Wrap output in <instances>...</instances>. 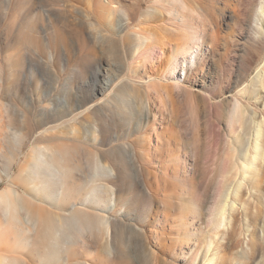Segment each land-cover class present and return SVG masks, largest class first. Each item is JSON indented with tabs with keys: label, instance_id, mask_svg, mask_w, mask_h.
I'll use <instances>...</instances> for the list:
<instances>
[{
	"label": "rangeland",
	"instance_id": "374dc122",
	"mask_svg": "<svg viewBox=\"0 0 264 264\" xmlns=\"http://www.w3.org/2000/svg\"><path fill=\"white\" fill-rule=\"evenodd\" d=\"M122 1L132 17L124 28L128 33L139 26L154 0ZM187 1L202 42L186 75L178 72L184 89L162 90L159 97L133 79H145L146 70L158 73L166 68L175 46L168 36L147 49V58L131 55L138 53L136 46L120 47L116 55L108 40H100L106 31L100 24L98 0H0V191L10 185L3 170L17 152L18 142L24 141V154L15 164L17 179L22 165L34 155L37 139L40 145L77 146L79 151L72 154L75 178L65 189L75 196L74 202H81L88 191L89 163H95L94 199L98 194L100 200L92 210L94 217L101 213L110 218L109 239L114 246L110 254L104 232L95 225L90 229L87 219L69 220L61 235L56 231L49 236L29 234L23 230V215L19 222L10 221L14 209H6L3 203L0 257H15L16 264H201L211 242L208 206L219 195L223 172L233 162L232 141L240 135L231 132L227 120L235 111L236 98L245 95L264 63V38L251 19L257 0ZM46 9L57 11L50 16ZM98 68L105 69L106 76L97 78ZM105 81L112 88L100 90L98 82ZM44 106L54 112H45ZM90 106L78 120L76 134L64 127L49 137L37 136L47 126L69 119L72 109L78 112ZM150 111L176 152L164 145L162 154H129L131 143L144 150L150 149V143L156 145L155 135L150 142L146 139ZM175 156L188 162V172L173 169ZM96 162L103 169L97 170ZM105 163L117 168L114 175ZM105 185L114 188L113 208ZM263 210L258 216L261 225ZM182 221L194 224L191 238L183 237L178 224ZM80 224L84 229L78 231ZM236 241L228 236L214 238L211 250L230 257ZM253 242L260 241L254 238Z\"/></svg>",
	"mask_w": 264,
	"mask_h": 264
},
{
	"label": "bare ground",
	"instance_id": "6f19581e",
	"mask_svg": "<svg viewBox=\"0 0 264 264\" xmlns=\"http://www.w3.org/2000/svg\"><path fill=\"white\" fill-rule=\"evenodd\" d=\"M98 1L100 3V24L106 31V33L101 35L100 40H108L113 54L118 55L120 47L127 49L136 46L137 51L135 52L138 53H131V55L135 58L139 56L147 58V49L151 48L153 44H157L161 39H165L166 36H168L169 42H174L175 44L167 57V66L164 70L158 73L154 70H146L145 79H133V82L143 83L141 85L142 87L146 86L148 94L154 93L159 97L162 90H183L184 80L180 78L178 72L182 70L183 77L186 75V69L196 62L198 48L202 42V35L198 28L194 26L195 14L188 1L154 0L153 4L143 12L139 26H134L133 30L128 31V33L124 32V28L132 23L131 13L126 9L128 5L122 0ZM141 1L139 0L138 4H141ZM254 10L251 19L253 20L254 17L258 31L264 38V0H257ZM44 11H47V14L51 16L57 10L46 9ZM22 33L23 37L27 34L24 30ZM162 35L164 38H160ZM92 56L94 57V55ZM104 70L100 68L96 70L95 75L97 78L106 76ZM98 86L100 90L112 88L110 82L104 84L98 82ZM137 89L139 92L142 90L138 86ZM246 90L245 95L236 98L235 111L227 120L231 132H240V135L232 141L233 162L232 164L230 163V166H227L229 168L226 173L223 172V175H225L221 189L217 193L219 195L208 206L209 211L207 209L209 212V218L208 216L207 218L210 226L208 235L210 239H208L211 242L206 244L207 251L203 254L201 264H247L249 262V264H264V224L261 225L258 219L261 208L262 210L264 208V63L258 68ZM164 94L166 95V93ZM160 101L165 103L163 98ZM44 109L47 113L48 111L54 112V108L50 109L48 106H44ZM90 109L91 106L78 112L75 111V108L72 109L70 114L73 115L69 119L47 126L37 136L49 134V137L50 132L53 134L54 131L58 132L59 129L64 127L70 128L71 132L76 134L78 131L76 127L78 120ZM156 123L157 120L150 111L146 115L145 128L148 133L146 139L147 142H150L152 136L155 135L157 139L156 145H151L150 143V149L146 147L147 149L144 150L138 143H131V147L128 150L129 154H162V146L164 145L170 146L167 147V150L176 152L170 142L163 138L164 136L159 131ZM95 131H99L98 127L95 128ZM89 133H94V131ZM16 137L18 138V136ZM163 140L164 144H161ZM37 141L38 139L36 144L33 142L35 145L32 146L33 149L31 148L34 155L30 156V158L28 157L22 165L18 179L14 177V169L15 164L18 163L24 154V141L18 142L17 152L10 160L7 168L3 170L10 181V185L4 191H0V205L6 203V209L8 207L14 209L13 214L10 213V216L12 215L10 221L13 219L19 222L20 215H23V222L26 224L23 227L24 231L29 234L40 232L44 236H49L55 231L60 235L64 234V224L68 225L71 219L75 222V218H77L78 223L83 219H87L90 229H94L95 225V227L104 232L103 234L107 239V251L112 254L114 246L111 243L112 240L110 241L109 239L112 226L110 218L101 213L94 217V209L92 208L100 200L98 194H95L94 199L95 163H89L90 170L86 178L88 191L81 202H74L75 196H72L71 192L65 188L69 181L75 178V174H72L74 169H76L72 154H76L79 148L77 146H69V142H67L69 143L68 145L65 142L61 145L58 143L59 145L56 144L57 146L51 144L49 146L48 144H37ZM177 151H179L178 148ZM88 153L94 154L92 151H88ZM97 158L96 160L99 161V157ZM174 162L173 169L188 172L189 165L186 160L175 156ZM106 164L105 166L108 167L109 165L107 166ZM101 167L102 165L97 163V170H100ZM116 169L115 166H109V174L114 175ZM106 172L105 170L104 173ZM35 181L37 182L35 183ZM105 186L107 202L110 208H113L116 201L114 188L110 185ZM21 189L24 191L23 195L20 193ZM149 191L151 192L150 189ZM63 196H65L64 200L61 199ZM66 204H70V207L66 208ZM53 208H57L59 211L62 210L64 213L58 214ZM89 209L93 210L89 211ZM178 224L179 227H182L184 238H191L194 235L193 223L185 225L182 221ZM226 224H229L228 227L222 228ZM77 227L78 231L84 229L83 224ZM17 228L16 230L18 231ZM227 236L229 239H237V243L230 247V257L219 255L217 251L211 250V243L214 238L218 237L220 240H224ZM254 238H258L260 245L254 244ZM14 258L1 256L0 263L16 264L17 260H14ZM244 260L249 262L244 263Z\"/></svg>",
	"mask_w": 264,
	"mask_h": 264
}]
</instances>
